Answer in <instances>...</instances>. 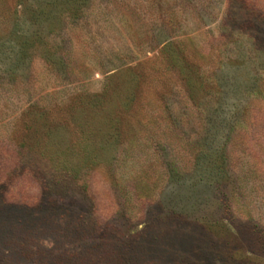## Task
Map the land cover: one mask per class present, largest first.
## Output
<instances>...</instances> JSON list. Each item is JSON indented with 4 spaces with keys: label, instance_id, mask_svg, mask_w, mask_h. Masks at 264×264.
<instances>
[{
    "label": "rangeland",
    "instance_id": "374dc122",
    "mask_svg": "<svg viewBox=\"0 0 264 264\" xmlns=\"http://www.w3.org/2000/svg\"><path fill=\"white\" fill-rule=\"evenodd\" d=\"M0 264H264V0H0Z\"/></svg>",
    "mask_w": 264,
    "mask_h": 264
}]
</instances>
